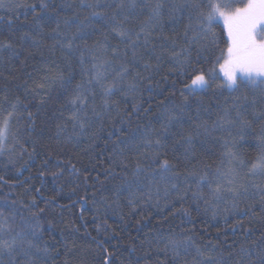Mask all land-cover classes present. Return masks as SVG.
<instances>
[{
    "label": "trees",
    "instance_id": "1",
    "mask_svg": "<svg viewBox=\"0 0 264 264\" xmlns=\"http://www.w3.org/2000/svg\"><path fill=\"white\" fill-rule=\"evenodd\" d=\"M193 3L0 0V264H264V96L226 87Z\"/></svg>",
    "mask_w": 264,
    "mask_h": 264
},
{
    "label": "snow or ice",
    "instance_id": "2",
    "mask_svg": "<svg viewBox=\"0 0 264 264\" xmlns=\"http://www.w3.org/2000/svg\"><path fill=\"white\" fill-rule=\"evenodd\" d=\"M92 6V5H89ZM47 7L46 4L41 3V8ZM192 9L197 12L201 19L202 30L206 33L211 32V24L216 20L217 16L223 19L224 28L227 33L228 43L226 48V54H224L223 63L220 64V70L223 72L226 78V87L233 91L238 90L241 83L251 85L253 89H259L262 96H264V0H248L242 7H233L232 0H223V2H214V0H208L207 4L193 3ZM93 15H98L93 13ZM67 24V21H65ZM59 27V24L57 25ZM117 34L121 38H126L131 46H135L140 41V33L136 34L135 40L132 39L128 30L123 28L117 30ZM143 31V29L141 30ZM77 34H73L75 37ZM147 36L144 38V44L147 45ZM71 44H69V47ZM183 51H187L184 49ZM136 53L133 52L135 58ZM190 63V62H189ZM127 71V69H123ZM194 75L191 76L190 84H185V90L189 92H195L197 89L206 88L210 86L209 82L212 79V72L204 73L203 71L196 72L195 68L192 69ZM114 85L104 89L105 95L112 91ZM83 85L78 84L76 86V92L69 101L73 106L85 105L88 100V95H85L81 91ZM85 91H87L85 89ZM247 100V97H244ZM187 100H185V103ZM255 102V101H253ZM107 100H105V106ZM15 104L13 107L15 108ZM79 111V109H77ZM95 112V109H93ZM11 115V114H9ZM30 118H31V114ZM99 115V113H96ZM77 113H73V119H76ZM172 122V117H169V123ZM9 126L8 119L3 121L0 125V144L3 143L7 134ZM83 128L84 125L81 124ZM191 140V137H188ZM162 139H157L155 144L157 149L162 146ZM151 162L156 165L162 172L171 171L175 165L168 159L160 158V153L157 151L153 155ZM139 167V165H138ZM253 171H264V154L257 157V162L252 166ZM56 175V174H54ZM203 179V177H201ZM173 187H176L173 185ZM35 203V201H33ZM262 203H264V197H262ZM43 209H41V212ZM2 247L7 249L10 247L7 242H3ZM105 264H110L108 257H105Z\"/></svg>",
    "mask_w": 264,
    "mask_h": 264
},
{
    "label": "rangeland",
    "instance_id": "3",
    "mask_svg": "<svg viewBox=\"0 0 264 264\" xmlns=\"http://www.w3.org/2000/svg\"><path fill=\"white\" fill-rule=\"evenodd\" d=\"M216 20H219L221 23H222V25L224 26V21H223V19L222 18H220L219 16H217V18H216ZM225 29V28H224ZM227 34V33H226ZM227 39H228V37H227ZM225 81H226V78L224 79ZM224 81V82H225ZM225 84H226V82H225ZM263 87H264V85H262Z\"/></svg>",
    "mask_w": 264,
    "mask_h": 264
}]
</instances>
